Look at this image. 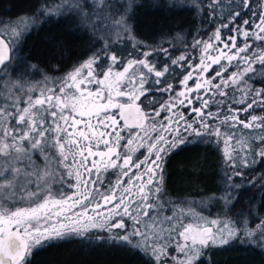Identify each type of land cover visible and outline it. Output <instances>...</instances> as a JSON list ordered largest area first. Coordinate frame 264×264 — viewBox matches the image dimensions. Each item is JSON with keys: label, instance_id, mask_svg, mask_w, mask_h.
Wrapping results in <instances>:
<instances>
[{"label": "snow or ice", "instance_id": "6c2138e0", "mask_svg": "<svg viewBox=\"0 0 264 264\" xmlns=\"http://www.w3.org/2000/svg\"><path fill=\"white\" fill-rule=\"evenodd\" d=\"M152 6L191 10L182 49L163 39L170 33L139 37L144 0H40L0 15V264H30L36 249L72 236L145 264H213L215 249L234 244L264 252L255 203L235 211L257 186L264 208V0ZM44 18L71 20L87 39L63 75L21 56ZM191 143L220 153V191L207 203L166 190L167 158ZM211 202L215 216L204 214Z\"/></svg>", "mask_w": 264, "mask_h": 264}, {"label": "trees", "instance_id": "16d2710c", "mask_svg": "<svg viewBox=\"0 0 264 264\" xmlns=\"http://www.w3.org/2000/svg\"><path fill=\"white\" fill-rule=\"evenodd\" d=\"M152 2L144 0V7L137 12L135 27L139 37L161 41V32L170 33L163 39L175 38L176 47L182 49L185 40L191 41V10L153 7ZM159 2L164 5L166 0ZM38 3L40 0H0V15L16 17ZM71 24L72 21L67 19L44 18L26 35L21 56L27 63L37 64L44 72L68 70L88 53L87 39L73 31ZM125 46L116 45L121 51ZM259 170L264 171V166ZM165 171L166 190L173 200H204L207 203L209 196L220 191L223 175L220 153L206 144L191 143L173 151L167 158ZM257 187L242 192L241 203L236 205L235 211L244 208L247 215L248 205L254 202L259 215L264 216V208H260L259 204L262 203L261 193ZM215 206L214 202L208 203L207 210L211 212ZM211 259L213 264H264V252L234 244L229 248L215 249ZM145 260L146 257L134 251L72 236L36 249L30 264H145Z\"/></svg>", "mask_w": 264, "mask_h": 264}, {"label": "rangeland", "instance_id": "374dc122", "mask_svg": "<svg viewBox=\"0 0 264 264\" xmlns=\"http://www.w3.org/2000/svg\"><path fill=\"white\" fill-rule=\"evenodd\" d=\"M8 17H6L5 19H7ZM71 68L72 67H70L68 70H66V71H64V72H57V71H54V70H51V71H48V72H46V73H48L50 76H53V75H63L64 73H66L67 71H70L71 70ZM41 72H44V71H42L41 70ZM35 79H40V77L39 76H36L35 77ZM260 205H261V203H259ZM208 210H205V212H204V214H208ZM221 212V206L220 205H218V204H216V206L215 207H213V209H211V215L212 216H215V215H217L218 213H220ZM249 220H251V219H249Z\"/></svg>", "mask_w": 264, "mask_h": 264}]
</instances>
